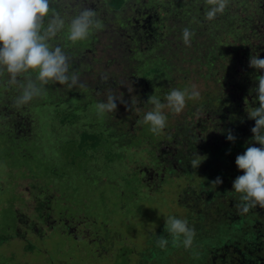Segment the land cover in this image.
Listing matches in <instances>:
<instances>
[{"label": "trees", "instance_id": "16d2710c", "mask_svg": "<svg viewBox=\"0 0 264 264\" xmlns=\"http://www.w3.org/2000/svg\"><path fill=\"white\" fill-rule=\"evenodd\" d=\"M104 1L103 8L107 13H97L104 27L93 30L86 39L75 43L67 39L68 22L77 12L75 2L70 0L66 6L61 1V4L52 2L51 7L60 12L66 23L49 44L64 50L69 57L70 74L75 73L85 87L69 88L66 84L50 81L43 86L42 95L34 97L28 104L15 107L13 100L10 104L5 103L9 101L7 99L2 108V96L9 95L1 90L6 88L7 81L4 77L7 74L2 75L0 120L4 118L6 121L4 132L13 138L15 135L22 137V131L30 126L29 135L33 136L40 124L34 108L44 104L64 105L63 114L59 115L60 111H57L59 120L51 129H60L65 124L68 128L79 125L78 145L82 150L96 151L109 139L114 140L115 149L124 148L127 145L122 144L120 137L128 132L120 122L126 115L129 117L130 112L139 111L145 98L152 95V90L154 93L157 91L155 87L149 88L153 79L171 78L172 60L199 65L203 59L208 73L212 70L214 74L221 66H229L221 75L218 89L205 91L197 99H189L184 111L174 123H166L160 135L159 157L163 171L169 174L178 172L186 179L179 202L187 208L185 219L189 227L195 229L193 244L187 249L169 246L161 250L156 244V237L167 235L163 224L157 232L149 235L148 243L136 263L264 264V208L255 207L242 214L237 208L239 194L229 192L233 180L243 175L235 165V158L245 151L251 141L250 129L255 124L254 120L248 119L247 112L252 107H258L255 93H250V89L256 86L254 77L261 73L249 67V58L252 55L264 58V7L256 11L261 1L264 6V0H229L224 13L218 14L219 20L215 21L205 17L210 7L206 0ZM147 10L154 11V14L150 15ZM48 19L45 18V24ZM142 21L147 25L144 28L147 35L145 42L144 29L139 27ZM185 27L194 32L190 46L183 44L182 31ZM242 30L249 34L244 35ZM156 48L159 56L152 53ZM146 53L149 55L143 57ZM161 54L166 55L162 57ZM28 75L34 79L35 70L21 74L20 82L23 83ZM105 76L106 80L103 79ZM37 84L39 86V82ZM10 86L16 89L18 96L22 93L18 85ZM163 92L164 88H159L154 96L162 100L165 96ZM109 94L130 102L131 111L127 110L122 118L115 119L122 116L120 110L127 108L117 101L114 113H98L96 104L106 101ZM93 105L97 116L94 110H90ZM79 108L85 120L77 117ZM101 115L108 119L105 123L99 118ZM89 120L98 126L88 124ZM145 125L143 121L140 123L144 130L149 128ZM227 130H232L237 137L235 143L227 141ZM39 133L44 131L39 130ZM43 138L45 141L41 144L46 145L48 137L45 133ZM150 145L157 146V140L152 138ZM253 146L260 147L258 144ZM196 154L201 156L199 159H205L194 169L190 162L197 158ZM216 177L222 179V184L215 187L210 182Z\"/></svg>", "mask_w": 264, "mask_h": 264}, {"label": "rangeland", "instance_id": "374dc122", "mask_svg": "<svg viewBox=\"0 0 264 264\" xmlns=\"http://www.w3.org/2000/svg\"><path fill=\"white\" fill-rule=\"evenodd\" d=\"M60 1L66 6L70 0H52L54 4H61ZM88 3L97 13H107L104 0H88ZM261 4L262 1L257 12L264 7ZM144 24L142 21L139 27L144 29L147 26ZM144 32L145 42V29ZM242 33L249 34L244 30ZM156 51L157 48L152 53L159 56ZM201 61L197 65L172 60L171 78L156 77L149 88L155 87L157 91L164 88V95L191 85L200 94L218 89L221 75L229 66H221L215 74L212 70L208 73L204 60ZM1 90L9 93L2 96L4 108V101L9 99L5 103L10 104L18 95L7 81L6 88ZM155 93L152 90V95ZM148 98L139 111L130 112L120 122L128 133L120 137L127 146L119 149L109 139L96 151L82 150L78 145L79 125L68 128L65 124L60 129H51L58 123L57 111L63 114L64 105L35 107L34 114L40 124L33 136L29 135L30 126L22 131V137L7 135L6 121L1 118L0 264H140L136 263L138 255L148 243L149 235L157 232L168 216L187 218V208L179 202L186 179L178 172L163 171L159 157L162 133L153 135L149 128L144 130L140 126L145 113L154 107L147 102ZM90 110L96 115L94 105ZM126 112L127 108L120 110L122 116L115 119L122 118ZM164 112L167 124L174 123L182 113L169 109ZM82 113L79 108L77 117L83 118ZM99 118L104 123L108 120L104 116ZM79 121L82 124V119ZM39 130L48 137L46 145L41 144L45 139ZM152 138L157 140V146L150 145Z\"/></svg>", "mask_w": 264, "mask_h": 264}, {"label": "clouds", "instance_id": "9594fccd", "mask_svg": "<svg viewBox=\"0 0 264 264\" xmlns=\"http://www.w3.org/2000/svg\"><path fill=\"white\" fill-rule=\"evenodd\" d=\"M77 12L67 25V39L73 43L86 39L93 30H101L104 25L98 18L97 12L89 7L88 0H74ZM210 6L205 13L207 20L211 21L218 14H223L229 0H206ZM52 0H0V76L7 74L8 85H18L22 93L14 100L15 107H21L34 97L42 95L44 87L50 81L66 84L69 88L85 85L80 83L75 73L70 74L69 57L59 46H50L49 41L64 29L65 19L60 12L51 7ZM51 13V15H50ZM48 22L45 24V18ZM194 32L185 27L182 31L183 43L191 45ZM249 67L258 70L256 86L250 89L255 93V102L258 107H252L247 112L248 119L255 124L250 129L251 141L242 154L235 158V165L242 170L243 175L237 176L232 182V190L239 194L238 210L248 213L252 208H264V58L252 55L249 58ZM35 70V78L30 75L20 82L21 74ZM107 79V76L103 77ZM39 82V86L37 84ZM200 92L195 85L181 89H172L165 94L163 101L154 95L149 96L147 102L154 107L145 113L143 123L149 126L153 135H160L166 128L167 116L164 110L180 113L186 106V100L197 99ZM117 101L132 109V104L115 95L109 94L104 102L96 104L100 114L114 113L117 110ZM226 139L235 143L237 137L232 130H227ZM254 144L260 147L253 146ZM190 162L192 168L199 167L203 159ZM215 187L222 184V179L216 177L210 182ZM166 236L156 237V244L161 250L169 246L176 248L183 246L190 248L195 237V229L189 227L186 219L168 216L164 224ZM170 237L171 239H169Z\"/></svg>", "mask_w": 264, "mask_h": 264}]
</instances>
